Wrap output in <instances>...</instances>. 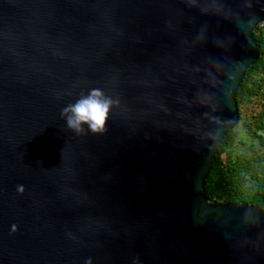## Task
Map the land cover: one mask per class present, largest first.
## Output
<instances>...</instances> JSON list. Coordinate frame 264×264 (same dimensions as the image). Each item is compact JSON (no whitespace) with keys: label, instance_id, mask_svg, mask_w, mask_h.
Segmentation results:
<instances>
[{"label":"water","instance_id":"1","mask_svg":"<svg viewBox=\"0 0 264 264\" xmlns=\"http://www.w3.org/2000/svg\"><path fill=\"white\" fill-rule=\"evenodd\" d=\"M263 22L264 0H0V264H264V211L204 193ZM93 87L118 103L75 134L61 109Z\"/></svg>","mask_w":264,"mask_h":264},{"label":"trees","instance_id":"2","mask_svg":"<svg viewBox=\"0 0 264 264\" xmlns=\"http://www.w3.org/2000/svg\"><path fill=\"white\" fill-rule=\"evenodd\" d=\"M253 39L260 56L245 71L236 102L238 125L254 143L239 138L237 127L229 131L215 155L204 193L212 203H243L264 211V22L254 30Z\"/></svg>","mask_w":264,"mask_h":264},{"label":"clouds","instance_id":"3","mask_svg":"<svg viewBox=\"0 0 264 264\" xmlns=\"http://www.w3.org/2000/svg\"><path fill=\"white\" fill-rule=\"evenodd\" d=\"M117 103L103 89L93 87L87 93H82L74 103L62 108L60 114L66 127L75 134L84 133L85 130L98 134L105 131L110 112ZM18 190L22 192L23 186H19ZM86 264H91V261ZM132 264H140L139 258H133Z\"/></svg>","mask_w":264,"mask_h":264},{"label":"rangeland","instance_id":"4","mask_svg":"<svg viewBox=\"0 0 264 264\" xmlns=\"http://www.w3.org/2000/svg\"><path fill=\"white\" fill-rule=\"evenodd\" d=\"M243 112H244V118H245V116H246V113H245V112H247L246 109H243ZM245 119H246V118H245ZM237 130H238V132H239V136H240L239 138H242L243 141L246 142V144L250 145V144L254 143L253 140H252V138L249 137V136H247V135L245 134V132H244L243 129H242L241 124H239V125L237 126Z\"/></svg>","mask_w":264,"mask_h":264}]
</instances>
